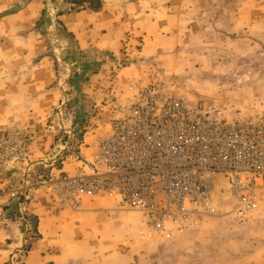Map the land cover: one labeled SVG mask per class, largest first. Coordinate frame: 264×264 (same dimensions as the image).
Wrapping results in <instances>:
<instances>
[{
  "label": "rangeland",
  "instance_id": "374dc122",
  "mask_svg": "<svg viewBox=\"0 0 264 264\" xmlns=\"http://www.w3.org/2000/svg\"><path fill=\"white\" fill-rule=\"evenodd\" d=\"M101 1L94 18L112 45L82 51L66 21L91 10L70 11L71 0H0V131H21L28 153V163L6 173L15 185L41 183L89 159V146L110 128L113 103L140 76L157 73L219 110L264 115V0ZM24 8L29 15L13 16ZM56 161L59 169L49 168ZM98 199L116 202L86 199L79 211H64L78 221L74 237L84 231L81 220L103 236L85 264H264V199L250 221L227 216L221 205L184 232L170 224L151 230L117 203L99 212ZM6 212L24 231L18 215ZM99 214L112 217V227L97 229ZM28 216L35 224L27 241L37 222Z\"/></svg>",
  "mask_w": 264,
  "mask_h": 264
},
{
  "label": "built area",
  "instance_id": "2783aa9c",
  "mask_svg": "<svg viewBox=\"0 0 264 264\" xmlns=\"http://www.w3.org/2000/svg\"><path fill=\"white\" fill-rule=\"evenodd\" d=\"M127 95L113 103L107 134L89 146V159L80 157L75 175L15 185L6 173L28 163L27 144L16 128L0 131V208L18 215L28 239V207L39 190L55 196V212L112 196L157 232L167 224L184 232L199 218L217 215L221 205L241 222L257 214L264 199V115L194 102L157 73L131 82ZM27 242L9 264L22 262Z\"/></svg>",
  "mask_w": 264,
  "mask_h": 264
},
{
  "label": "crops",
  "instance_id": "0c3cea01",
  "mask_svg": "<svg viewBox=\"0 0 264 264\" xmlns=\"http://www.w3.org/2000/svg\"><path fill=\"white\" fill-rule=\"evenodd\" d=\"M30 12L29 8H24L13 16L18 17L21 14L27 16ZM95 15L97 14L92 11H84L77 16L71 15L67 18V28L76 36L78 46L82 51L90 49L108 50L112 45L110 38L102 37L99 20L97 17L94 18ZM81 168V163H74L65 166L62 173L75 175ZM54 175L60 176L62 174L56 172ZM54 201L55 196L46 191H38L33 197L28 212L37 221L34 229L36 228L35 232L39 235V239L27 252L22 264H73L77 261H80V264H85L83 262L88 260L92 253L96 254L93 250H99L97 248L100 243L99 239L103 238L100 235L101 232L86 231L88 221L81 220L80 225L84 227L82 228L84 231L80 230V234L74 237L72 235L74 226L71 223L78 221H72L71 217L73 216L70 213H54L51 210ZM114 203L116 202L107 203L98 199L95 205L100 212L105 210L104 207H113ZM99 217L100 220L92 221L97 229L104 230L112 227L114 222L111 220L112 217L107 220H103L100 214ZM27 239L28 235L25 230L22 231L20 225L11 220L8 213L0 208V264H7L13 254L24 249Z\"/></svg>",
  "mask_w": 264,
  "mask_h": 264
},
{
  "label": "trees",
  "instance_id": "16d2710c",
  "mask_svg": "<svg viewBox=\"0 0 264 264\" xmlns=\"http://www.w3.org/2000/svg\"><path fill=\"white\" fill-rule=\"evenodd\" d=\"M72 8L70 11H74L76 7H80L81 10H91L93 12H98L103 8V2L101 0H92L89 2L86 1H78V0H71ZM87 5V6H85ZM40 25V22L36 24V27ZM65 31V30H64ZM66 32V31H65ZM67 36L72 37L70 34L65 33ZM31 223L35 224V221L31 219ZM32 240H29L26 245V252H29L32 248L33 244L39 239V235L35 232L32 236Z\"/></svg>",
  "mask_w": 264,
  "mask_h": 264
}]
</instances>
